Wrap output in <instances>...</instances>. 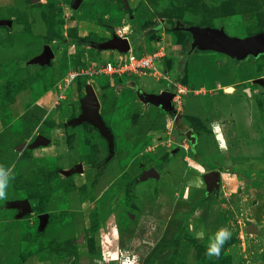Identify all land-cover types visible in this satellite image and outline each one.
I'll return each mask as SVG.
<instances>
[{"label": "rangeland", "instance_id": "1", "mask_svg": "<svg viewBox=\"0 0 264 264\" xmlns=\"http://www.w3.org/2000/svg\"><path fill=\"white\" fill-rule=\"evenodd\" d=\"M74 2L0 0V20H12L0 26V166L12 168L0 199V263L264 264V83L256 81L264 53L239 62L211 50L187 54L191 34L175 29L252 35L264 31V0ZM126 26L130 50L164 48L159 66L190 90L174 102L177 121L139 96L171 90L168 80L102 71L116 51L91 43ZM47 44L49 64H27ZM86 85L97 93L112 150L91 123L69 124ZM188 129L198 135L194 150ZM39 134L50 141L34 147ZM151 168L159 176L141 179ZM213 169L219 186L207 192L204 173ZM24 199L32 210L18 216L10 202ZM220 228L231 238L210 257Z\"/></svg>", "mask_w": 264, "mask_h": 264}, {"label": "water", "instance_id": "2", "mask_svg": "<svg viewBox=\"0 0 264 264\" xmlns=\"http://www.w3.org/2000/svg\"><path fill=\"white\" fill-rule=\"evenodd\" d=\"M35 1V0H33ZM80 0H75L74 6L77 7ZM12 25L11 19H1L0 26ZM175 29H182L190 32L191 42L188 44L189 53L194 50L200 51H216L229 55L236 61H244L249 57H258L264 53V31L254 33L245 37H239L230 35L223 27L213 26H199V25H181L177 24ZM93 46L102 50H115L119 53H126L131 49V43L128 37H121L116 34H112L110 39L100 43H91ZM54 57V52L50 45H45L42 53L29 59L27 64L32 65H44L49 64L51 58ZM257 82L264 83L263 78L256 79ZM139 96L147 104H154L168 113L180 117L174 103V93L170 90H162L159 93H145L139 91ZM100 102L91 85H86V96L81 100L82 112L75 118L69 121V124H80L82 122H89L94 125L104 136L109 144V149L112 150L114 146V138L110 128L106 125L100 111ZM186 137L189 139L191 146H194L197 142V136L190 129L186 132ZM50 139L42 134L37 135L36 139L32 143V146L45 145ZM81 165L77 168H72L68 171H64L65 174H71L73 172L81 171ZM159 172L155 168H151L140 176L141 179L149 177H158ZM206 183V190L210 192L213 189L218 188L220 175L219 171L211 170L204 174ZM10 205L18 209V216H22L26 212L32 210L31 203L28 199L18 200L10 202ZM47 215L42 214V225L46 220ZM4 264V263H0Z\"/></svg>", "mask_w": 264, "mask_h": 264}, {"label": "built area", "instance_id": "3", "mask_svg": "<svg viewBox=\"0 0 264 264\" xmlns=\"http://www.w3.org/2000/svg\"><path fill=\"white\" fill-rule=\"evenodd\" d=\"M127 29L124 27H119L114 31V34L121 37H127ZM117 57L114 60H106L102 66V71L105 74L111 76H122L131 74H143L151 75L158 80H168V86L174 92V100L178 99L181 95L186 94L189 89H187L183 84L177 82L175 78H171L169 71L159 66V62L165 56L164 48H159L151 53L147 54H135L132 50L126 53L117 52ZM91 71L87 70L86 73ZM78 72H69L62 81L64 87L68 86L77 76Z\"/></svg>", "mask_w": 264, "mask_h": 264}, {"label": "clouds", "instance_id": "4", "mask_svg": "<svg viewBox=\"0 0 264 264\" xmlns=\"http://www.w3.org/2000/svg\"><path fill=\"white\" fill-rule=\"evenodd\" d=\"M12 179V168L0 166V199L6 195V189ZM231 231L227 228H220L216 233L209 238V243L206 248V255L219 256L225 242L231 238Z\"/></svg>", "mask_w": 264, "mask_h": 264}, {"label": "flooded vegetation", "instance_id": "5", "mask_svg": "<svg viewBox=\"0 0 264 264\" xmlns=\"http://www.w3.org/2000/svg\"><path fill=\"white\" fill-rule=\"evenodd\" d=\"M190 42H191V41H190ZM190 42H189V43H190ZM189 43H188V44H189ZM187 48H188V45H187ZM194 51H195V50H194ZM188 53H189V50L187 49V54H188ZM170 91H172V90H170ZM172 92H173V91H172ZM173 93H174V92H173ZM174 97H175V94H174ZM174 97H173V103L175 102ZM174 105H175V103H174ZM176 109H177V108H176ZM177 111H178V110H177ZM178 113H179V112H178ZM180 114L182 115V113H180ZM172 115H173V114H172ZM173 116L175 117V121H177V119L181 117V116H180V117L177 118L176 115H173ZM188 130H190V129H188ZM188 130H187V131H188ZM191 130H192L193 133L197 136V141H198V135H197V133H196L193 129H191ZM187 131H186V132H187ZM186 132H185V136H186ZM186 139H187V137H186ZM187 140H188V142H189V144H190L191 149L194 150L195 145H194V146H191V143H190L189 139H187ZM203 166H204V165H203ZM213 170H215V169H213ZM209 171H211V170H209ZM206 172H208V171H205V173H206ZM205 173H204V174H205ZM205 184H206V183H205Z\"/></svg>", "mask_w": 264, "mask_h": 264}, {"label": "bare ground", "instance_id": "6", "mask_svg": "<svg viewBox=\"0 0 264 264\" xmlns=\"http://www.w3.org/2000/svg\"><path fill=\"white\" fill-rule=\"evenodd\" d=\"M128 29V27L126 26V27H124V29ZM234 90V88H233V86H228V87H226V91H228V92H231V91H233Z\"/></svg>", "mask_w": 264, "mask_h": 264}, {"label": "trees", "instance_id": "7", "mask_svg": "<svg viewBox=\"0 0 264 264\" xmlns=\"http://www.w3.org/2000/svg\"><path fill=\"white\" fill-rule=\"evenodd\" d=\"M187 25H188V24H186V26H187ZM168 26H170V25H169V24H167V26H166V27L168 28ZM170 28H171V27H170ZM170 28H169V29H170ZM190 41H191V38L187 40V42H188V43H189ZM86 44H89V43H86ZM198 161H199V160H198ZM199 162H201V161H199ZM201 163H202V162H201ZM202 164L205 166V164H204V163H202ZM205 167H206V166H205Z\"/></svg>", "mask_w": 264, "mask_h": 264}, {"label": "crops", "instance_id": "8", "mask_svg": "<svg viewBox=\"0 0 264 264\" xmlns=\"http://www.w3.org/2000/svg\"><path fill=\"white\" fill-rule=\"evenodd\" d=\"M116 57H117V53H116V56L114 57V59H116ZM164 88V87H163ZM162 88V89H163ZM162 91V90H161ZM150 93H156V92H150ZM198 163H200V162H198ZM201 164V163H200ZM202 166H203V164H201ZM218 171V170H217ZM219 175H220V173H219Z\"/></svg>", "mask_w": 264, "mask_h": 264}]
</instances>
